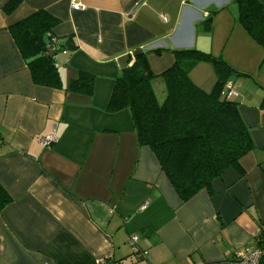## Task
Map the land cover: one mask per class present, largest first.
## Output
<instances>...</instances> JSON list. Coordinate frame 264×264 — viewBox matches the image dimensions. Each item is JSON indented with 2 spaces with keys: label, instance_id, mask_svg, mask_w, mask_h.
<instances>
[{
  "label": "crops",
  "instance_id": "obj_1",
  "mask_svg": "<svg viewBox=\"0 0 264 264\" xmlns=\"http://www.w3.org/2000/svg\"><path fill=\"white\" fill-rule=\"evenodd\" d=\"M11 1L0 0V185L11 198L0 211V264H129L134 234L141 256L134 264H231L237 249L259 246L264 47L230 0H80L77 10L70 0H19L8 11ZM37 10L57 20L54 38L71 36L76 45L55 55L60 88L32 81L10 33ZM188 48L221 56L243 74L226 82L254 147L210 190L182 202L150 148L138 145L129 110L110 113L106 105L136 53L148 51L159 75L174 63L171 49ZM78 71L94 75L90 97L66 89ZM189 77L205 91L216 82L208 62ZM160 82L151 81L154 94Z\"/></svg>",
  "mask_w": 264,
  "mask_h": 264
},
{
  "label": "trees",
  "instance_id": "obj_2",
  "mask_svg": "<svg viewBox=\"0 0 264 264\" xmlns=\"http://www.w3.org/2000/svg\"><path fill=\"white\" fill-rule=\"evenodd\" d=\"M19 0H12L10 11ZM236 7V18L247 34L264 47V4L258 0H230ZM212 11L202 21V30L212 28ZM57 20L43 10L10 26V33L27 63L32 81L37 85L61 87L55 65L60 50H74L71 36L57 39L51 34ZM47 36L49 43H43ZM152 51V50H151ZM162 49H155L160 53ZM174 63L154 75L147 53H136L132 62L115 78L106 111L128 109L138 145L150 148L170 185L184 202L202 189L210 190L212 181L227 168H237L240 158L254 147L249 128L242 121L237 103L221 94L228 78L243 75L221 56L196 48L171 49ZM200 62H208L216 74L210 91L197 86L189 77L190 70ZM160 78L165 86V98L158 103L151 81ZM70 92L90 97L94 90V75L78 71L66 88ZM264 106V102H262ZM11 198L0 185V211ZM144 230V229H143ZM264 249V239H259ZM140 251L129 264L141 258ZM125 261V260H124ZM113 264H126L123 260ZM259 264H264L262 256Z\"/></svg>",
  "mask_w": 264,
  "mask_h": 264
},
{
  "label": "built area",
  "instance_id": "obj_3",
  "mask_svg": "<svg viewBox=\"0 0 264 264\" xmlns=\"http://www.w3.org/2000/svg\"><path fill=\"white\" fill-rule=\"evenodd\" d=\"M70 7L74 10H77L81 9L83 6L80 0H70ZM221 94L226 97H232L236 95L235 91L228 82L225 83L224 87L222 88ZM47 142L48 140L44 141V143ZM260 238L264 239V230H262ZM137 239V234L130 236L128 239V243L132 247V251L134 253H138V249L136 247ZM142 254H144V252ZM262 256H264V249H261L260 247L239 248L234 252L231 264H259Z\"/></svg>",
  "mask_w": 264,
  "mask_h": 264
},
{
  "label": "rangeland",
  "instance_id": "obj_4",
  "mask_svg": "<svg viewBox=\"0 0 264 264\" xmlns=\"http://www.w3.org/2000/svg\"><path fill=\"white\" fill-rule=\"evenodd\" d=\"M154 90H155V94L157 96V99H161V97L163 96V94L165 92L163 83L160 82V85L155 86ZM134 263H136V262H134ZM134 263H132V264H134Z\"/></svg>",
  "mask_w": 264,
  "mask_h": 264
},
{
  "label": "water",
  "instance_id": "obj_5",
  "mask_svg": "<svg viewBox=\"0 0 264 264\" xmlns=\"http://www.w3.org/2000/svg\"><path fill=\"white\" fill-rule=\"evenodd\" d=\"M43 43H44L45 45H48L49 40H48V37H47V36H43ZM33 58H34V57L28 58V59H27V62H30ZM55 62H56V60H55ZM108 264H113V263L110 262V263H108Z\"/></svg>",
  "mask_w": 264,
  "mask_h": 264
}]
</instances>
